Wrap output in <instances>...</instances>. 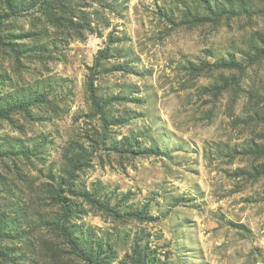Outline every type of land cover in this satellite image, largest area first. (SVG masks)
<instances>
[{
    "label": "rangeland",
    "instance_id": "rangeland-1",
    "mask_svg": "<svg viewBox=\"0 0 264 264\" xmlns=\"http://www.w3.org/2000/svg\"><path fill=\"white\" fill-rule=\"evenodd\" d=\"M0 264H264V0H0Z\"/></svg>",
    "mask_w": 264,
    "mask_h": 264
},
{
    "label": "trees",
    "instance_id": "trees-1",
    "mask_svg": "<svg viewBox=\"0 0 264 264\" xmlns=\"http://www.w3.org/2000/svg\"><path fill=\"white\" fill-rule=\"evenodd\" d=\"M72 240V239H71Z\"/></svg>",
    "mask_w": 264,
    "mask_h": 264
}]
</instances>
